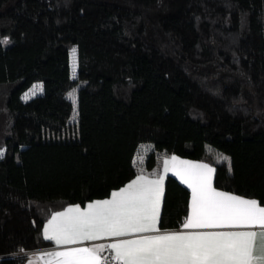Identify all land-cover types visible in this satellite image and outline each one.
<instances>
[{
	"label": "trees",
	"instance_id": "1",
	"mask_svg": "<svg viewBox=\"0 0 264 264\" xmlns=\"http://www.w3.org/2000/svg\"><path fill=\"white\" fill-rule=\"evenodd\" d=\"M4 37L0 264L51 245L52 211L107 196L159 153L203 160L215 187L264 205V0H0ZM187 198L166 174L157 226L179 225Z\"/></svg>",
	"mask_w": 264,
	"mask_h": 264
},
{
	"label": "snow or ice",
	"instance_id": "2",
	"mask_svg": "<svg viewBox=\"0 0 264 264\" xmlns=\"http://www.w3.org/2000/svg\"><path fill=\"white\" fill-rule=\"evenodd\" d=\"M9 42L7 37L0 40V44ZM172 162L174 166L184 165L177 174L192 189L191 213L183 224L185 229L264 226V207L256 200L213 189L211 168L203 164H184L175 157ZM167 166L168 161H165V171ZM162 182V176L158 180L138 176L124 189L114 191L110 200L90 203L86 211H80L79 206L69 207L66 212L52 217L44 238L55 240L56 244H70L99 235L158 232ZM256 236L253 231H185L143 235L109 247L116 250L115 259L122 264H264V249L260 255L255 254ZM98 250L68 249L54 256L60 258L58 264H100Z\"/></svg>",
	"mask_w": 264,
	"mask_h": 264
},
{
	"label": "crops",
	"instance_id": "3",
	"mask_svg": "<svg viewBox=\"0 0 264 264\" xmlns=\"http://www.w3.org/2000/svg\"><path fill=\"white\" fill-rule=\"evenodd\" d=\"M139 145H142V143ZM146 145L149 147L148 144ZM172 157H175L178 162L183 161L184 164H188V165L203 164V165H206L208 168H211L212 172L209 174L210 180H211V186L216 191L232 194L240 198L255 200L254 198H251V197L242 196V195L233 193L231 191H227V190H223V189L215 187L212 183L213 167L203 160L182 157L174 153H168V154L159 153L158 160L155 163V165H153V167L147 170H144V169L138 170L131 178L125 181L122 185L112 189L107 196L88 200L82 205H79L77 203H69L60 209L52 211L51 214L48 216V218L43 222L41 232H42V235L44 236L45 229L48 225V222L52 220V217L56 215L57 213L66 212L69 209V207L79 206L80 211L82 212L86 211L87 206L90 203L95 202V201H103L106 199L110 200L112 198L111 194L114 191H119L121 189H124L127 185H129L132 181H134L138 176H143L148 180H158L162 176L163 182H164V177L166 174L173 175L181 184H183L188 189L187 212L182 218L179 225L173 228H159L156 224V227L159 231L155 233L154 232H148V233L131 232L124 236L99 235L95 239H77L74 243H70V244H63V243L56 244L55 240H50L52 243L49 246L29 250V253L25 255V258L22 264H58V261L60 258L54 256L56 252H62L68 249H81V248L99 249L96 254L99 257L100 264H101L100 255L103 252H107V253H110L116 256V250L110 248L109 245L114 244L118 241L135 239L143 235H155V234L175 233V232H185V231H211V232L253 231L257 233V236L255 237V242H254L255 254L260 255L261 250L264 249V235H260L261 233H264V226H260V225H246V226H239V227L225 226V227L205 228V229H185L183 227V224L186 223V217H188L191 213L192 189L188 186L187 183H185L181 175L177 174L178 171L183 170L184 165L177 163L174 166L172 162ZM165 161H168L167 171H165ZM163 182H162V188H163ZM161 199H162V196H161ZM161 199H160L159 211H160V206H161ZM260 206L264 207V205H261V204Z\"/></svg>",
	"mask_w": 264,
	"mask_h": 264
},
{
	"label": "rangeland",
	"instance_id": "4",
	"mask_svg": "<svg viewBox=\"0 0 264 264\" xmlns=\"http://www.w3.org/2000/svg\"><path fill=\"white\" fill-rule=\"evenodd\" d=\"M68 59H69V69H70V73L72 75H74L75 73V51H74V47L71 46L69 48L68 51ZM76 86L70 88L67 92H66V96L67 98L70 100L71 102V111L68 117V121L70 123H73L76 121ZM41 90V83L40 81L36 80L33 81L32 83H30L20 94V97L22 99H27L31 96H33L34 94L40 92ZM146 144H150L148 142L146 143H142V145H139L136 153L134 155V160L135 161H139L144 152L148 149V146ZM0 150H2V148H0ZM214 155L217 159H225L226 163L228 164V156L225 153H222L220 151H214Z\"/></svg>",
	"mask_w": 264,
	"mask_h": 264
},
{
	"label": "built area",
	"instance_id": "5",
	"mask_svg": "<svg viewBox=\"0 0 264 264\" xmlns=\"http://www.w3.org/2000/svg\"><path fill=\"white\" fill-rule=\"evenodd\" d=\"M27 253H29V250H21L18 251L16 253H14L15 255H26ZM116 256L107 253V252H103L100 255V259H101V264H122L121 261L115 259Z\"/></svg>",
	"mask_w": 264,
	"mask_h": 264
}]
</instances>
